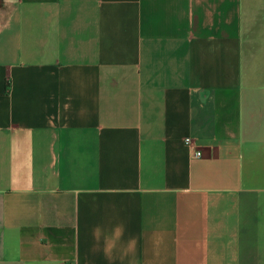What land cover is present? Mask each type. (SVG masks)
<instances>
[{
    "label": "crops",
    "instance_id": "1",
    "mask_svg": "<svg viewBox=\"0 0 264 264\" xmlns=\"http://www.w3.org/2000/svg\"><path fill=\"white\" fill-rule=\"evenodd\" d=\"M0 264H264V0H0Z\"/></svg>",
    "mask_w": 264,
    "mask_h": 264
},
{
    "label": "built area",
    "instance_id": "2",
    "mask_svg": "<svg viewBox=\"0 0 264 264\" xmlns=\"http://www.w3.org/2000/svg\"><path fill=\"white\" fill-rule=\"evenodd\" d=\"M184 144L188 148L189 153H190V156H191L192 159H198V158L201 157L202 153L198 149V147L194 144V142L192 141V139L185 138L184 139Z\"/></svg>",
    "mask_w": 264,
    "mask_h": 264
}]
</instances>
